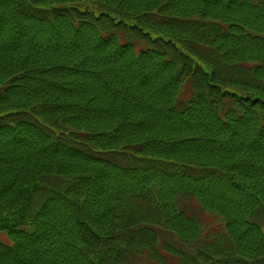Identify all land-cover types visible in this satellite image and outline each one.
I'll return each mask as SVG.
<instances>
[{
    "label": "trees",
    "instance_id": "obj_1",
    "mask_svg": "<svg viewBox=\"0 0 264 264\" xmlns=\"http://www.w3.org/2000/svg\"><path fill=\"white\" fill-rule=\"evenodd\" d=\"M0 264H264V0H0Z\"/></svg>",
    "mask_w": 264,
    "mask_h": 264
},
{
    "label": "rangeland",
    "instance_id": "obj_2",
    "mask_svg": "<svg viewBox=\"0 0 264 264\" xmlns=\"http://www.w3.org/2000/svg\"><path fill=\"white\" fill-rule=\"evenodd\" d=\"M184 207L196 214L204 229H216L222 226L221 218L218 215H211L208 212L207 214L204 213L193 199L186 200Z\"/></svg>",
    "mask_w": 264,
    "mask_h": 264
}]
</instances>
